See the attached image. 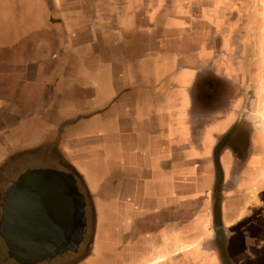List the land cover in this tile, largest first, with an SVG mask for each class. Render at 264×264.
<instances>
[{
  "label": "crops",
  "instance_id": "obj_1",
  "mask_svg": "<svg viewBox=\"0 0 264 264\" xmlns=\"http://www.w3.org/2000/svg\"><path fill=\"white\" fill-rule=\"evenodd\" d=\"M262 2L0 0V153L66 158L94 213L74 264H224L216 180L227 260L263 264L250 226L264 230V130L241 104L264 52ZM100 240L113 253L97 255Z\"/></svg>",
  "mask_w": 264,
  "mask_h": 264
},
{
  "label": "water",
  "instance_id": "obj_2",
  "mask_svg": "<svg viewBox=\"0 0 264 264\" xmlns=\"http://www.w3.org/2000/svg\"><path fill=\"white\" fill-rule=\"evenodd\" d=\"M85 200L70 172L34 168L21 173L5 190L0 235L7 253L20 264H35L66 251L83 239ZM220 252L225 254L216 215Z\"/></svg>",
  "mask_w": 264,
  "mask_h": 264
},
{
  "label": "rangeland",
  "instance_id": "obj_3",
  "mask_svg": "<svg viewBox=\"0 0 264 264\" xmlns=\"http://www.w3.org/2000/svg\"><path fill=\"white\" fill-rule=\"evenodd\" d=\"M263 4L262 5V28L264 29V0H262ZM233 16V15H231ZM230 16V17H231ZM212 23V22H211ZM215 23V25L217 24L219 28H221L222 26L224 28H228L230 29L231 26L225 24V22L222 25V21H216L213 22ZM237 29V28H236ZM234 31V33H232L231 38L233 39L234 42H238L240 45L245 44L246 42V38L245 35L242 31ZM263 43H264V37H263ZM264 47V44H263ZM260 57L262 59L263 62V66L261 69V76L259 79V83H258V95L257 98L258 100H256L257 102V111L259 109V118L260 120L263 121V126H264V52L263 54H260ZM112 63L116 66L115 68V73H117L119 75L120 73V57L119 55H114L112 56ZM232 95V94H230ZM218 125V124H217ZM217 128L216 126H214L213 124L210 125L208 128H206V132H207V136L209 137L210 134L214 131H216ZM206 135V134H205ZM58 152V153H57ZM57 153V154H56ZM34 168H52V169H56V170H61V171H70V165L68 164L67 160L65 157H62L59 150L55 149V148H44L41 150V148H36V149H32V150H28V151H24L22 152L21 155H5L4 153H0V190H3L4 188H6L8 185V182L10 179H12L13 177L16 176V173H23L29 169H34ZM9 178V179H8ZM218 180L215 181V187L212 188L213 190H211V192L208 193V203L214 204L213 205V211L214 214L217 215L218 217V213L216 210V206H217V202H218V194L221 193L220 189L218 188ZM7 185V186H6ZM80 192L83 193V187L80 186L79 188ZM218 190V192H217ZM202 198H204V196H202ZM88 198L86 196H84V200ZM199 204V203H197ZM85 211V221L86 224L84 226L83 229V239L81 240L77 250L74 253H77L78 255H80V257L82 255H85L89 249H90V245H91V239H92V232H93V228H92V224L94 222V213L91 210V207L89 205V202H85V206H84ZM117 216L112 217V219L116 220ZM101 220H107L105 219V215L101 213ZM216 220L217 218L214 220V224L216 225ZM219 221V219H218ZM215 230V229H213ZM1 244V243H0ZM219 247V246H217ZM196 248V245L192 246V250ZM220 249V248H218ZM6 250L5 247H3V251ZM220 251V250H219ZM95 252L97 253V255H105V254H110L113 253L112 247L110 244L106 243V242H102V240L99 241V243L96 244L95 246ZM64 254H72V252L70 251H66L64 253L61 254H57L56 258L58 256H62ZM112 255H116V254H112ZM8 260H11L10 258H7ZM6 258L2 261L4 264H6ZM50 261V259H45L44 261L41 262H37L36 264H47ZM109 263V262H108ZM107 262L103 261V260H98V261H94L92 264H108ZM224 263V262H223ZM14 264V263H13ZM264 264V263H263Z\"/></svg>",
  "mask_w": 264,
  "mask_h": 264
},
{
  "label": "flooded vegetation",
  "instance_id": "obj_4",
  "mask_svg": "<svg viewBox=\"0 0 264 264\" xmlns=\"http://www.w3.org/2000/svg\"><path fill=\"white\" fill-rule=\"evenodd\" d=\"M259 42L262 43L263 40H262V42L261 41H259ZM260 54L261 53H259L257 51L255 52V54H253V56H254L253 60H254L255 68H254V71H253V74H252V78H251V87H250L249 91L246 94L244 93L245 92L244 90L242 91L243 93H242V101H241L242 103L241 104L246 103V108H247L246 112L247 113L246 112L245 113L247 115L253 116V118H254V122L253 123H257L258 127L261 126V128H263V130H264V126L262 125L263 121L260 120V118H259V109L257 111V102H256V100H258V98H257V95H258L257 92H258V88H259L258 87V83H259V79H260V76H261V69H262V66H263V62H262V59L260 57ZM245 97H246V99H245ZM227 137H228V135H226V140H227ZM20 174L21 173H17L16 176H19ZM12 181L9 180L7 185L11 184ZM5 190H6V188H4L3 190L0 191V212H1V204L3 202V197H4ZM250 228H251V232L255 233V236H260L261 237V235H263L262 231H264V230H261V227H258L255 223H252ZM252 228H254L253 229L254 232L252 231ZM0 239H1V236H0ZM0 247H1V244H0ZM72 255H73V253L69 254V256H67V257H69L68 261H65V260L64 261H60L57 264H74L77 261V258H76L77 256L71 257ZM10 259H11V261L9 262L10 264H13V263L14 264H19L18 262L14 261L12 258H10ZM263 263H264V261H263Z\"/></svg>",
  "mask_w": 264,
  "mask_h": 264
}]
</instances>
